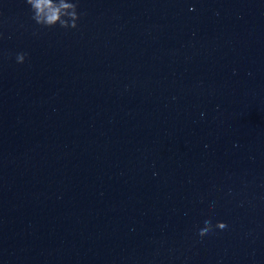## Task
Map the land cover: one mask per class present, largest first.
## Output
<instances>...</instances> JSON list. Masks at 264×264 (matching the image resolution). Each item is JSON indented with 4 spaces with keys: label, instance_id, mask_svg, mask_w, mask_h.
<instances>
[{
    "label": "water",
    "instance_id": "95a60500",
    "mask_svg": "<svg viewBox=\"0 0 264 264\" xmlns=\"http://www.w3.org/2000/svg\"><path fill=\"white\" fill-rule=\"evenodd\" d=\"M78 10L0 0V264H264V0Z\"/></svg>",
    "mask_w": 264,
    "mask_h": 264
},
{
    "label": "clouds",
    "instance_id": "9594fccd",
    "mask_svg": "<svg viewBox=\"0 0 264 264\" xmlns=\"http://www.w3.org/2000/svg\"><path fill=\"white\" fill-rule=\"evenodd\" d=\"M31 14V19L35 24L45 28L59 27L62 29H76L78 20L83 15L79 11V0H24ZM193 5H189V10H193ZM26 52H18L15 55L17 63H23ZM213 204H209V210ZM227 227L223 220L210 222V217L201 215L197 223L192 227L196 234H206L213 229H225Z\"/></svg>",
    "mask_w": 264,
    "mask_h": 264
}]
</instances>
